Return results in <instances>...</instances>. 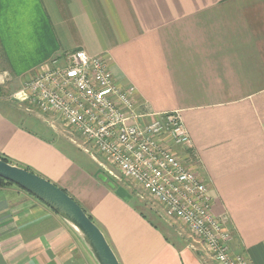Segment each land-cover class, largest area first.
<instances>
[{"label": "crops", "instance_id": "crops-1", "mask_svg": "<svg viewBox=\"0 0 264 264\" xmlns=\"http://www.w3.org/2000/svg\"><path fill=\"white\" fill-rule=\"evenodd\" d=\"M76 50L135 87L142 111L181 113L193 147L177 154L209 185L232 251L264 264V0H0V62L10 71L18 63L35 76ZM27 81L0 94V155L71 195L121 264H217L181 223L162 211L160 224L134 204L59 116L18 100ZM0 264L95 263L64 220L11 185L0 187Z\"/></svg>", "mask_w": 264, "mask_h": 264}, {"label": "built area", "instance_id": "built-area-1", "mask_svg": "<svg viewBox=\"0 0 264 264\" xmlns=\"http://www.w3.org/2000/svg\"><path fill=\"white\" fill-rule=\"evenodd\" d=\"M17 96L59 116L81 137L86 152L101 155L111 176L141 189L217 264H252L248 255L232 251L227 217L214 215L209 185L192 157L184 160L177 154L179 147H193L180 112L142 111L136 88L118 85L105 60L84 50L54 59Z\"/></svg>", "mask_w": 264, "mask_h": 264}, {"label": "water", "instance_id": "water-1", "mask_svg": "<svg viewBox=\"0 0 264 264\" xmlns=\"http://www.w3.org/2000/svg\"><path fill=\"white\" fill-rule=\"evenodd\" d=\"M0 177L50 207L77 234L97 264H121L102 230L63 189L38 174L1 159Z\"/></svg>", "mask_w": 264, "mask_h": 264}, {"label": "rangeland", "instance_id": "rangeland-1", "mask_svg": "<svg viewBox=\"0 0 264 264\" xmlns=\"http://www.w3.org/2000/svg\"><path fill=\"white\" fill-rule=\"evenodd\" d=\"M14 6H16L17 9H18V2H15V4L12 2L11 9H13ZM29 16H31V15H27V17H29ZM7 35L10 38V42L12 43V47H14V43L18 44V29L16 28V26L12 25L11 28H9L7 30ZM2 60L3 59H1V62H0L1 63L0 64V69L1 70H4V69L7 70V73L2 72L0 70V79L3 78L4 81H5V80H7L6 77H8L9 82L7 81L6 82L7 84L6 85L4 84L3 85V88H2V85H0V94L3 95V96H6L5 95L6 93H10V92H12V91L15 90V86L13 85L12 79L15 78L16 80H18V79L19 80H27V79H30L31 78L32 75H30V74H33V73L18 71L21 68V66H19L18 63H14V64H16V66H13L14 69H18V70L17 71H10L9 70V67H12V66H8V64H3L2 63L3 62ZM9 85H11V86H9ZM60 145H62L61 142H60ZM77 158H79L82 161V159L80 157H77ZM84 160L87 163L86 165L89 168L91 166H95L94 165V162L91 160V157L90 156H85V159ZM100 162L103 163V164H105V161L104 160L103 161L100 160ZM107 177H109V179L111 181H113L114 183H116L118 186L121 185L123 187H126L127 189H128V187H130L129 189H130V191H132L131 196H133V198H134L133 203L136 204L137 206H140L141 208H144V209L150 211V213L147 212L150 215V217L152 219H154L156 222H158V223L161 224V221L162 220L161 219H160L161 221L159 220V217H162V210H161V208L157 204H155L152 200H150L145 194H143L144 192L141 189H139L138 187H136V185H133L132 183H131V185H129L128 184V181L126 182V181L120 180V179H118V180L117 179H113L111 176H107ZM5 186H11V185H8L7 184V185H3V186H0V187H5ZM166 223H165L166 226L171 225L172 227L175 226V228H177L176 224H174L172 222H169V225H168V222H166ZM87 252L89 253V255L91 256V258L93 259V257L90 254V252L88 250H87ZM93 261H94L95 264H97L94 259H93Z\"/></svg>", "mask_w": 264, "mask_h": 264}, {"label": "trees", "instance_id": "trees-1", "mask_svg": "<svg viewBox=\"0 0 264 264\" xmlns=\"http://www.w3.org/2000/svg\"><path fill=\"white\" fill-rule=\"evenodd\" d=\"M0 159L1 160H3V161H5V162H7V163H10V161L5 157V156H3V155H0ZM11 164V163H10ZM27 170V169H26ZM29 171V170H28ZM31 172V171H30ZM15 185V184H13L12 182H9V181H7V180H5V179H3V178H1L0 177V186H3V185ZM15 186H17V185H15ZM19 187V186H18ZM65 191V190H64ZM66 192V191H65ZM91 219H92V221H93V218H92V216H90V215H88Z\"/></svg>", "mask_w": 264, "mask_h": 264}]
</instances>
